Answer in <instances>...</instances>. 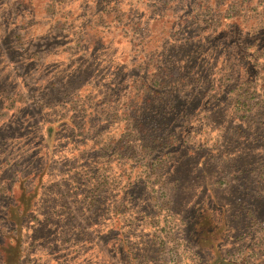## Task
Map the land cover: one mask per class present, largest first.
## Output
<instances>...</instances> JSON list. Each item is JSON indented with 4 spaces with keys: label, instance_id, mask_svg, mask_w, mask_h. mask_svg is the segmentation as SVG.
Listing matches in <instances>:
<instances>
[{
    "label": "rangeland",
    "instance_id": "obj_1",
    "mask_svg": "<svg viewBox=\"0 0 264 264\" xmlns=\"http://www.w3.org/2000/svg\"><path fill=\"white\" fill-rule=\"evenodd\" d=\"M223 256L264 264V0H0V264Z\"/></svg>",
    "mask_w": 264,
    "mask_h": 264
},
{
    "label": "trees",
    "instance_id": "obj_2",
    "mask_svg": "<svg viewBox=\"0 0 264 264\" xmlns=\"http://www.w3.org/2000/svg\"><path fill=\"white\" fill-rule=\"evenodd\" d=\"M229 257L230 258H227L226 256L219 257L215 260L214 264H249L247 262H241V260H239L235 256H229Z\"/></svg>",
    "mask_w": 264,
    "mask_h": 264
}]
</instances>
